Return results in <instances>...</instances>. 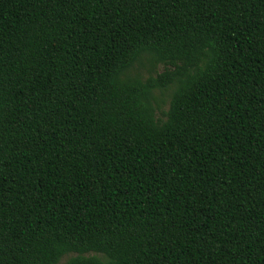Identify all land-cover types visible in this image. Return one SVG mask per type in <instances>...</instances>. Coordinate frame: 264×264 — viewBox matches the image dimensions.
I'll use <instances>...</instances> for the list:
<instances>
[{
    "label": "trees",
    "instance_id": "1",
    "mask_svg": "<svg viewBox=\"0 0 264 264\" xmlns=\"http://www.w3.org/2000/svg\"><path fill=\"white\" fill-rule=\"evenodd\" d=\"M66 256L264 264V0H0V264Z\"/></svg>",
    "mask_w": 264,
    "mask_h": 264
},
{
    "label": "rangeland",
    "instance_id": "2",
    "mask_svg": "<svg viewBox=\"0 0 264 264\" xmlns=\"http://www.w3.org/2000/svg\"><path fill=\"white\" fill-rule=\"evenodd\" d=\"M159 72H163L164 71V66L160 65L158 67ZM143 76L148 77V72L146 70L142 71ZM172 89L162 93L161 91H157L156 92V98L158 100V102L162 105V109L164 111L169 109L170 106V102H171V96H172ZM158 116H161V114L159 112H157ZM69 259L68 256L64 257L61 262L59 264H65L67 262V260Z\"/></svg>",
    "mask_w": 264,
    "mask_h": 264
}]
</instances>
